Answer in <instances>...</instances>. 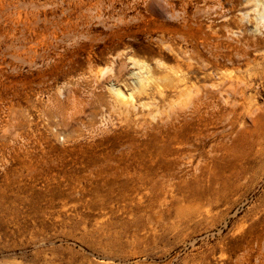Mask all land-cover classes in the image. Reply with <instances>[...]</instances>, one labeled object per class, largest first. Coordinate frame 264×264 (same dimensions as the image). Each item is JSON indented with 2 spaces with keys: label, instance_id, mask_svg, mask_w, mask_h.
<instances>
[{
  "label": "rangeland",
  "instance_id": "rangeland-1",
  "mask_svg": "<svg viewBox=\"0 0 264 264\" xmlns=\"http://www.w3.org/2000/svg\"><path fill=\"white\" fill-rule=\"evenodd\" d=\"M0 264H264V0H0Z\"/></svg>",
  "mask_w": 264,
  "mask_h": 264
},
{
  "label": "bare ground",
  "instance_id": "bare-ground-1",
  "mask_svg": "<svg viewBox=\"0 0 264 264\" xmlns=\"http://www.w3.org/2000/svg\"><path fill=\"white\" fill-rule=\"evenodd\" d=\"M131 62H132L133 64H136V61H135L134 59H132Z\"/></svg>",
  "mask_w": 264,
  "mask_h": 264
}]
</instances>
